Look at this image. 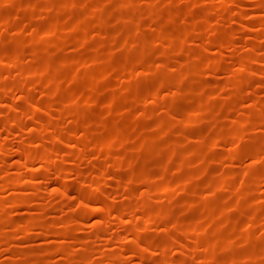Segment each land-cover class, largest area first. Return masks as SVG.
<instances>
[{
  "label": "rangeland",
  "instance_id": "obj_1",
  "mask_svg": "<svg viewBox=\"0 0 264 264\" xmlns=\"http://www.w3.org/2000/svg\"><path fill=\"white\" fill-rule=\"evenodd\" d=\"M0 264H264V0H0Z\"/></svg>",
  "mask_w": 264,
  "mask_h": 264
}]
</instances>
